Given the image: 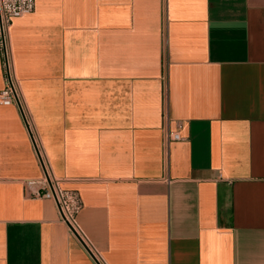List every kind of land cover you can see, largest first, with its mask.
I'll use <instances>...</instances> for the list:
<instances>
[{
  "label": "crops",
  "instance_id": "crops-1",
  "mask_svg": "<svg viewBox=\"0 0 264 264\" xmlns=\"http://www.w3.org/2000/svg\"><path fill=\"white\" fill-rule=\"evenodd\" d=\"M7 46L106 264H264V0H35ZM42 174L0 104V264H99Z\"/></svg>",
  "mask_w": 264,
  "mask_h": 264
},
{
  "label": "built area",
  "instance_id": "built-area-1",
  "mask_svg": "<svg viewBox=\"0 0 264 264\" xmlns=\"http://www.w3.org/2000/svg\"><path fill=\"white\" fill-rule=\"evenodd\" d=\"M34 8L35 0H0V50L5 80L4 86L0 89V104H16L19 108L31 136L37 159L43 169L41 177L30 178L25 181L28 193L34 197L53 200L57 205L60 220L81 240L88 252L99 264H106L78 222V214L83 205L79 192L75 189L65 188L62 185V179L53 173L47 154L38 137L26 100L21 92L14 63L7 46V32L13 18L30 13ZM179 139H181L179 132H167L168 141Z\"/></svg>",
  "mask_w": 264,
  "mask_h": 264
}]
</instances>
